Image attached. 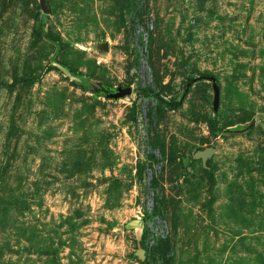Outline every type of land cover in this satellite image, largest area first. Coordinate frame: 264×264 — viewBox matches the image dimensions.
<instances>
[{
    "label": "rangeland",
    "instance_id": "obj_1",
    "mask_svg": "<svg viewBox=\"0 0 264 264\" xmlns=\"http://www.w3.org/2000/svg\"><path fill=\"white\" fill-rule=\"evenodd\" d=\"M41 1L0 0V264H264V0Z\"/></svg>",
    "mask_w": 264,
    "mask_h": 264
},
{
    "label": "water",
    "instance_id": "obj_2",
    "mask_svg": "<svg viewBox=\"0 0 264 264\" xmlns=\"http://www.w3.org/2000/svg\"><path fill=\"white\" fill-rule=\"evenodd\" d=\"M45 1L46 0H42L41 4H42L43 10L47 11L46 10ZM213 86H214V93H215L214 110L217 111L218 110V106H219V96H220V94H219V89H218L217 85L215 84V81H214V85ZM131 94H132V88L119 89L117 91V93H114L112 95V97L116 98V99H119L121 97H125V96L131 95ZM214 153H215L214 149L208 148V149H205L203 151H198L194 155V158L195 159H202L203 161H205L208 157H211Z\"/></svg>",
    "mask_w": 264,
    "mask_h": 264
},
{
    "label": "built area",
    "instance_id": "obj_3",
    "mask_svg": "<svg viewBox=\"0 0 264 264\" xmlns=\"http://www.w3.org/2000/svg\"><path fill=\"white\" fill-rule=\"evenodd\" d=\"M148 214H151V211H148ZM150 217L153 216V218L151 219L152 225H149V229L151 231V235H150V245L152 247H154L158 242H160L161 240H163V238L166 237L167 235V231H168V227L165 226V224L163 223V221L161 220H156V216L149 215Z\"/></svg>",
    "mask_w": 264,
    "mask_h": 264
},
{
    "label": "trees",
    "instance_id": "obj_4",
    "mask_svg": "<svg viewBox=\"0 0 264 264\" xmlns=\"http://www.w3.org/2000/svg\"><path fill=\"white\" fill-rule=\"evenodd\" d=\"M148 91L151 92V93H155V91L152 90V89H150V90H148ZM160 101H161V102H164L162 99H160ZM164 103H166V102H164ZM167 104H168V106H170L171 108H178V107H180V106L182 105L181 102H178V103H171V102H168ZM210 126H212V128H215V127H216V122L213 120V121L211 122Z\"/></svg>",
    "mask_w": 264,
    "mask_h": 264
}]
</instances>
